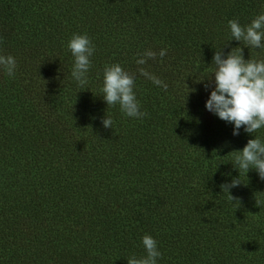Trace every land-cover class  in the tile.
Here are the masks:
<instances>
[{"label":"trees","instance_id":"1","mask_svg":"<svg viewBox=\"0 0 264 264\" xmlns=\"http://www.w3.org/2000/svg\"><path fill=\"white\" fill-rule=\"evenodd\" d=\"M261 13L264 0H0V54L17 62L14 78L0 71V264H127L145 234L158 264H264V181L241 173L235 201L220 187L239 176L230 152L264 128L233 135L206 108L214 81H199L216 50L264 59L228 28ZM74 33L96 48L84 90ZM162 48L143 67L166 91L136 64ZM115 63L135 74L143 119L100 96Z\"/></svg>","mask_w":264,"mask_h":264},{"label":"clouds","instance_id":"2","mask_svg":"<svg viewBox=\"0 0 264 264\" xmlns=\"http://www.w3.org/2000/svg\"><path fill=\"white\" fill-rule=\"evenodd\" d=\"M228 28L230 41H239L250 49L264 50V13L258 14L246 25H241L236 19L229 20ZM67 49L73 57L71 77L77 82V86L84 90L89 82L88 73L92 67L91 57L96 51L95 45L86 33H74L67 43ZM243 49L232 48L226 55L224 49L216 50L212 60L214 71L209 78L199 80L207 81L206 89L214 81L215 87L206 101V108L219 119L233 124V135H239L241 128L250 134L264 128V59H245ZM137 55L139 74L166 91L168 85L143 65L149 60H155L157 56L162 60L167 55V49L162 48L159 53L146 49ZM16 67L15 57L0 54V71L14 78ZM135 82V74L126 71L119 63L105 65L100 96L108 107L119 105L125 116L143 119L148 113L140 110L141 105L134 90ZM102 124L105 128H114L111 116L106 115ZM230 153L233 154L231 162L238 169L239 176L234 177L230 183L221 184L220 187L222 192L228 193L230 201H235L237 199L231 194V189L243 183L240 179L241 173L248 174L254 169L264 181V140L255 136L247 141L243 149ZM256 203L261 206L258 199ZM141 243L145 254L140 257H126L127 264H158V258H161L163 253L158 248L157 240L150 234H145Z\"/></svg>","mask_w":264,"mask_h":264}]
</instances>
